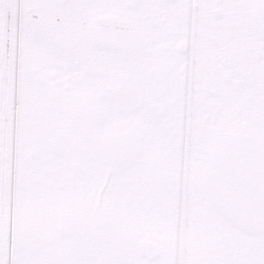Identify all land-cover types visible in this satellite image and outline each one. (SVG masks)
<instances>
[{
	"label": "snow or ice",
	"instance_id": "6c2138e0",
	"mask_svg": "<svg viewBox=\"0 0 264 264\" xmlns=\"http://www.w3.org/2000/svg\"><path fill=\"white\" fill-rule=\"evenodd\" d=\"M0 264H264V0H0Z\"/></svg>",
	"mask_w": 264,
	"mask_h": 264
}]
</instances>
